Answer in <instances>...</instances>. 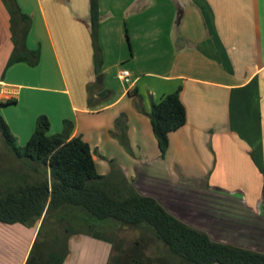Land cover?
<instances>
[{
	"label": "crops",
	"instance_id": "obj_1",
	"mask_svg": "<svg viewBox=\"0 0 264 264\" xmlns=\"http://www.w3.org/2000/svg\"><path fill=\"white\" fill-rule=\"evenodd\" d=\"M16 2L31 18L28 49L41 51L35 67L7 66L15 45L0 0V115L16 144L41 115L49 134L69 119L107 181H128L216 242L264 252V0H98L100 69L91 0ZM178 89L187 121L163 158L150 114ZM42 224L0 223V264H28ZM69 250L64 264H109L105 240L72 238Z\"/></svg>",
	"mask_w": 264,
	"mask_h": 264
},
{
	"label": "trees",
	"instance_id": "obj_2",
	"mask_svg": "<svg viewBox=\"0 0 264 264\" xmlns=\"http://www.w3.org/2000/svg\"><path fill=\"white\" fill-rule=\"evenodd\" d=\"M4 2L11 15L15 45L7 66L25 62L35 67L41 51L30 50L26 44L31 18L21 13L16 0ZM91 15L96 67L100 69L103 61L98 46V0H91ZM150 121L164 158L170 133L181 129L187 121L180 89L153 103ZM73 128V123L66 120L61 132L49 134L50 120L41 115L32 137L21 147L0 115V131L6 144L39 176L34 182H25L0 194V223L33 226L52 210L77 208L92 220L112 219L125 226L148 228L174 256L189 264H264V252L216 242L207 232L169 212L156 197L141 194L130 185H123V191L112 186L100 173L90 144L81 136L72 137ZM260 170L264 175V168ZM125 192L129 194L124 196ZM90 236L108 241L96 231H91ZM36 246L35 243L28 264H64L65 254L51 253L44 260L36 254Z\"/></svg>",
	"mask_w": 264,
	"mask_h": 264
},
{
	"label": "rangeland",
	"instance_id": "obj_3",
	"mask_svg": "<svg viewBox=\"0 0 264 264\" xmlns=\"http://www.w3.org/2000/svg\"><path fill=\"white\" fill-rule=\"evenodd\" d=\"M125 38L127 39L126 35ZM114 83L121 85L118 77L115 78ZM104 85L102 83L100 86ZM38 177L31 166L15 156L0 131V194L25 182H34ZM109 182L122 191L123 185H130L128 181ZM130 186L134 188L133 184ZM127 194L129 193H123L124 196ZM41 220L43 224L36 242V254H40L45 259L49 258L51 253L65 254L66 259L69 258L70 240L90 236L91 231H96L110 244L109 264H189L174 256L165 244L145 227L125 226L112 219L92 220L86 212L77 208L52 210ZM212 234L214 237L215 234ZM261 250L264 251V244Z\"/></svg>",
	"mask_w": 264,
	"mask_h": 264
},
{
	"label": "built area",
	"instance_id": "obj_4",
	"mask_svg": "<svg viewBox=\"0 0 264 264\" xmlns=\"http://www.w3.org/2000/svg\"><path fill=\"white\" fill-rule=\"evenodd\" d=\"M119 78L125 84H131V74L128 70L122 69L119 71Z\"/></svg>",
	"mask_w": 264,
	"mask_h": 264
},
{
	"label": "water",
	"instance_id": "obj_5",
	"mask_svg": "<svg viewBox=\"0 0 264 264\" xmlns=\"http://www.w3.org/2000/svg\"><path fill=\"white\" fill-rule=\"evenodd\" d=\"M97 83L102 84L103 83V75H99L97 78ZM106 91H102L101 95H105Z\"/></svg>",
	"mask_w": 264,
	"mask_h": 264
}]
</instances>
